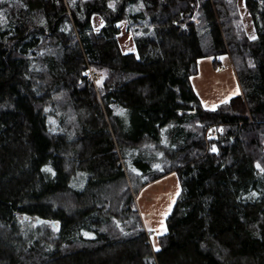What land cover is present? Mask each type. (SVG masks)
Segmentation results:
<instances>
[{
  "label": "trees",
  "instance_id": "16d2710c",
  "mask_svg": "<svg viewBox=\"0 0 264 264\" xmlns=\"http://www.w3.org/2000/svg\"><path fill=\"white\" fill-rule=\"evenodd\" d=\"M243 1L253 38L237 0H0V264H264V0ZM204 56L241 88L213 108ZM169 172L153 246L127 174Z\"/></svg>",
  "mask_w": 264,
  "mask_h": 264
},
{
  "label": "rangeland",
  "instance_id": "374dc122",
  "mask_svg": "<svg viewBox=\"0 0 264 264\" xmlns=\"http://www.w3.org/2000/svg\"><path fill=\"white\" fill-rule=\"evenodd\" d=\"M237 6L243 28L246 34L250 38H253L255 36V31L249 14L244 7V1L237 0ZM120 43L124 51L134 50V45L128 35L124 34V36L120 38ZM201 60H204L206 63L204 64L205 67H202L201 72H197L192 76H196L192 82L194 83L195 89L202 96L206 108H213L238 93V85L234 74L227 75L222 70L228 62L226 57L223 56L219 58L222 64L217 67L213 65L212 56H204ZM88 72L90 79L95 78L91 71ZM123 123L129 125L130 117L125 115ZM221 128V125L210 126L206 131V136H209V131L212 129L216 130L215 136H217ZM117 148L122 152H124V149H128L125 146H117ZM129 149H131L130 158L133 161L150 162L151 159H153V155L149 152V149L142 151V148L136 147V145L129 146ZM122 156L121 162L123 166L127 168L128 172L131 171L129 160L124 155ZM155 169L161 170L160 164H156ZM134 172H136L138 176H144V172L141 169H137ZM127 179L131 191L135 194V203L142 217L143 224L149 232L150 241L152 245L155 246L157 235L165 228V216L170 210L179 191L176 175L169 172L139 187L137 182H133L128 174Z\"/></svg>",
  "mask_w": 264,
  "mask_h": 264
},
{
  "label": "crops",
  "instance_id": "0c3cea01",
  "mask_svg": "<svg viewBox=\"0 0 264 264\" xmlns=\"http://www.w3.org/2000/svg\"><path fill=\"white\" fill-rule=\"evenodd\" d=\"M202 58H203V57L199 58V59H198V62H197V64H198V72H201L202 67H205L204 64H206V63L204 62V60H201ZM222 70H223L227 75H228V74H230V75L234 74V76H235V78H236V81H237V85H238V93H237V94L241 93V88H240V85H239V82H238V79H237V75H236V73H235V69H234L232 63H231L230 61H228V62L226 63V65H225V68L222 69ZM195 77H196V76H195ZM195 77H192V80H191L192 87H193L194 91L196 92V94L198 95V97L200 98L202 105H203L204 107H206V105L204 104V100H203L202 96H201V95L198 93V91L195 89V87H194V83L192 82L193 79H195ZM237 94H236V95H237ZM234 96H235V95H234Z\"/></svg>",
  "mask_w": 264,
  "mask_h": 264
},
{
  "label": "built area",
  "instance_id": "2783aa9c",
  "mask_svg": "<svg viewBox=\"0 0 264 264\" xmlns=\"http://www.w3.org/2000/svg\"><path fill=\"white\" fill-rule=\"evenodd\" d=\"M215 134H216V130L215 129H212L209 131V137H215Z\"/></svg>",
  "mask_w": 264,
  "mask_h": 264
}]
</instances>
